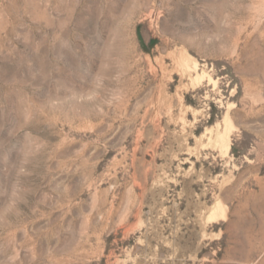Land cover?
<instances>
[{"label": "rangeland", "instance_id": "374dc122", "mask_svg": "<svg viewBox=\"0 0 264 264\" xmlns=\"http://www.w3.org/2000/svg\"><path fill=\"white\" fill-rule=\"evenodd\" d=\"M0 264H264V0H0Z\"/></svg>", "mask_w": 264, "mask_h": 264}]
</instances>
